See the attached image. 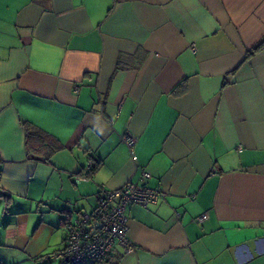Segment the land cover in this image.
<instances>
[{
    "label": "crops",
    "instance_id": "0c3cea01",
    "mask_svg": "<svg viewBox=\"0 0 264 264\" xmlns=\"http://www.w3.org/2000/svg\"><path fill=\"white\" fill-rule=\"evenodd\" d=\"M261 43L264 0H0V264H59L143 170L162 195L93 264H264Z\"/></svg>",
    "mask_w": 264,
    "mask_h": 264
},
{
    "label": "built area",
    "instance_id": "2783aa9c",
    "mask_svg": "<svg viewBox=\"0 0 264 264\" xmlns=\"http://www.w3.org/2000/svg\"><path fill=\"white\" fill-rule=\"evenodd\" d=\"M123 141L133 149L136 140L134 136L125 134ZM92 164L93 161L88 162L86 169ZM149 177L150 174L143 170L139 183L129 181L116 189L101 186L95 206L90 211H82L76 217L65 220L64 247L43 258L59 260L61 264H93L106 257L116 244L130 251L132 243L127 236V206L131 203L146 206L162 195L159 189L146 184ZM82 179L85 178L75 180ZM205 218L206 214H202L195 221L201 222Z\"/></svg>",
    "mask_w": 264,
    "mask_h": 264
},
{
    "label": "trees",
    "instance_id": "16d2710c",
    "mask_svg": "<svg viewBox=\"0 0 264 264\" xmlns=\"http://www.w3.org/2000/svg\"><path fill=\"white\" fill-rule=\"evenodd\" d=\"M261 44H264V43H261ZM261 44H260V45H261ZM93 166H94V162H93L92 166H91L88 170H87V169H86V170L90 172V171L93 169ZM68 218H73V217H65V219H63V221H62V226H63L62 228H63V232H64V237H63L64 245H65V239H66V233H65V229H64V222H65V220L68 219ZM64 245H63V247H64ZM116 245H117V244H116ZM114 246H115V245H114ZM63 247H62V248H63ZM62 248H61V249H62ZM113 248H114V247H113ZM113 248H112V250H113ZM61 249H59V250H61ZM112 250H111V251H112ZM111 251L107 254V256L111 253ZM107 256H106V257H107ZM106 257H104V258H106ZM104 258H102V259H104ZM102 259H101V260H102ZM49 260L52 261L51 259H49ZM99 261H100V260H99ZM96 262H97V261H96ZM59 264H61V261H59ZM115 264H116V262H115Z\"/></svg>",
    "mask_w": 264,
    "mask_h": 264
}]
</instances>
